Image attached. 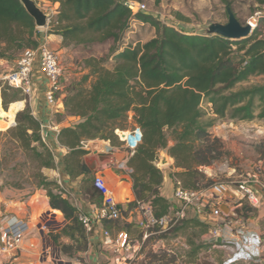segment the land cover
I'll return each instance as SVG.
<instances>
[{
  "label": "trees",
  "instance_id": "trees-1",
  "mask_svg": "<svg viewBox=\"0 0 264 264\" xmlns=\"http://www.w3.org/2000/svg\"><path fill=\"white\" fill-rule=\"evenodd\" d=\"M47 1L59 5L48 34L61 37L64 49L108 41L118 46L114 50L113 70L99 66L96 59L89 60L92 73L64 95V115L79 118L80 122L63 128L58 141L69 151L64 158L67 176L86 178L84 196L101 207L102 196L83 162L90 151L83 149L82 143L101 140L121 148L125 141L118 132L128 130L130 114L143 139L132 151L128 163L133 171L134 194L129 211L148 205L155 219L169 213L172 205L161 193L164 173L157 166L164 151L174 160L175 172L171 174L174 189L199 191L215 185L203 168L223 162L230 152L222 139L211 134L216 121L204 120L202 103L208 100L217 119L234 123L264 121V85L237 90L254 77H264V16L248 38L233 41L221 36L186 34L146 12L133 14L125 5L127 0ZM221 2L230 6L241 24L247 25L238 18L231 0ZM255 2L258 10L251 17L264 8V0ZM225 15L228 18L227 11ZM177 17L183 19L179 14ZM134 20L154 27L157 36L143 45L122 48V39ZM39 37L34 19L20 0H0V60L17 61L25 51L38 48ZM90 76L95 80L87 88ZM21 93L6 85L2 92L5 112L12 103L25 100L20 98ZM10 132L41 169L56 168L54 155L42 139L41 122L34 117L29 104L17 114L16 127ZM38 181V188L47 192L51 209L62 213L67 222L61 233L52 237L54 245L60 246L59 239L65 237L73 242L61 246L65 255L87 251L88 237L78 219V209L64 196L56 181L41 173ZM135 226L134 223L125 226V233L133 242H139L146 233H152L150 239L155 241L185 236L190 249L186 252L187 261L181 264L194 263L208 247L201 237L209 233L210 226L198 219L183 220L164 233L158 227L148 230L137 227V230ZM133 232L137 238L131 237ZM177 261L176 252L172 255L160 252L151 253L148 262L142 264Z\"/></svg>",
  "mask_w": 264,
  "mask_h": 264
},
{
  "label": "crops",
  "instance_id": "crops-1",
  "mask_svg": "<svg viewBox=\"0 0 264 264\" xmlns=\"http://www.w3.org/2000/svg\"><path fill=\"white\" fill-rule=\"evenodd\" d=\"M261 13L264 15V8ZM47 38L50 37L46 36L41 40L46 41ZM40 84H43L42 79L40 80ZM20 102H23L24 107L19 112L25 110L26 106L29 104L34 117L38 121L41 123L52 122V126L58 131L57 133L51 130L45 132L46 145H48L50 149L53 147L56 148L57 152V154L54 153L57 169L51 170L50 173L52 175L46 174V176L49 175L50 180L56 181L60 185L61 189L67 193L65 197L70 198V202L78 211H82L85 214L93 213L98 206L90 202L83 194L86 178L81 176L76 179H71L65 172L64 158L69 151L59 144L58 134L63 128H66V125L64 121L55 120L56 116H64V112L61 111L56 116L51 117L43 96L42 99H38L37 94L36 98L30 103L26 99ZM1 109H3L2 105ZM77 119L80 122V119ZM132 122L133 116L130 114V123ZM261 123H263V125L257 126L254 122L241 123L239 125L230 122L229 125H224V128H216L218 132L216 136L225 138V135L230 133L232 136L243 134L245 137L264 139V121ZM14 125L15 121L13 120V126ZM254 127L257 128L256 132L253 136H250L249 132H254ZM136 129L137 127L133 124V128H129L124 132L125 138L128 137L129 144L125 142L121 148H111L108 145L110 148L108 150L105 149L106 151L104 150L105 152L103 153L100 152V145L103 142H99L98 140L87 142L85 150L90 151V154L86 156L89 160L85 158V165L90 171L91 176H101L114 192L116 200L120 205L122 220L126 224L134 223L142 227L144 218L140 210L136 209L129 211L128 209V204L134 200L133 182L131 179L133 171L128 166L133 153L129 145L135 147L138 144L140 132L137 133V137H131V135L128 134ZM111 149L113 153H109ZM233 149L237 152L236 147H233ZM160 162L161 166H157L163 171L165 177L161 193L163 197L169 200L171 205H173V193L175 189L171 174L175 172L174 160L164 151L161 153ZM245 165L246 164L241 162V166ZM253 166L254 164H251L249 168L252 169ZM218 169V166L207 168L205 173L212 175L213 171ZM227 171V178H237V176L235 177L237 174L235 168H228ZM232 182L233 181L230 183ZM258 190L260 205L257 207L251 206L247 202H239L236 206L223 205L220 207L224 220L231 222L232 227L231 229H225L223 231L221 239L216 244L208 243L209 233L202 236L201 242L208 247L200 252L198 258L194 262L195 264H264V179L261 180ZM207 211L210 213L211 209L208 208ZM53 212L60 213L59 211L51 209L50 200L47 196V192L44 190L38 191L29 198H22L17 193L11 191L0 193V217L4 215H14L28 220L32 226L31 232L21 244L19 250L13 254L0 256V264H57L52 256L54 250L53 246L50 245V243L53 244L50 235L60 234L67 223L66 221L62 222L61 228L57 229L55 232L49 231L48 222L40 224L43 217L51 218V222H54L53 220H56L58 217L52 214ZM190 219L203 221L194 216ZM34 222L38 224L35 226ZM110 223L111 222L96 223L93 232L91 234L86 233L88 237L87 251L76 255L82 259V261L75 260L69 264H111L115 257L114 247L104 244V233L108 231L113 237H116L125 233V231L114 232V230L107 229ZM34 227L36 230H33ZM239 230L243 231L242 234H239ZM69 241L70 240L65 237L59 239V243ZM189 249L190 247L187 243V239L183 235L170 241L159 240L153 246V251L155 253L163 251L174 254V252L178 253L180 251L179 253L182 261H187L186 252Z\"/></svg>",
  "mask_w": 264,
  "mask_h": 264
},
{
  "label": "rangeland",
  "instance_id": "rangeland-1",
  "mask_svg": "<svg viewBox=\"0 0 264 264\" xmlns=\"http://www.w3.org/2000/svg\"><path fill=\"white\" fill-rule=\"evenodd\" d=\"M37 6L41 9V11L49 17L50 21L57 14V10L59 5H54L47 0H33ZM121 3H124L126 0H118ZM140 3H144L147 5V15H152L154 19L159 21L162 24H166L170 27H174L175 29L192 35H207V31L212 24L220 23L227 24L228 18L226 17V5L221 2V0H134ZM233 3V8L238 15V18L242 21V23H246L251 19V16L254 14V11L258 10V5L255 0H231ZM260 10V9H259ZM180 15L183 19L178 18L177 15ZM264 33V25L262 26ZM39 30V40L45 38L46 36L50 37L46 39L49 47L59 52L61 55V62L64 69V75L62 79V89L64 95L67 91L75 84L80 83L81 80L90 75L92 73V69L88 66L87 62L91 59H96L98 61L99 66L104 67L108 70H113L116 64L114 60L115 54L114 50L118 47L113 41H108L103 44H94L90 46H78V47H69L63 48L62 39L59 36L51 35L49 36V25L45 28H38ZM157 36V32L154 27L149 24L142 23L138 20H134L131 23L130 30L126 35H124L122 39V48H126V46L136 47L137 45H143L150 40L154 39ZM61 39V40H60ZM45 41V40H44ZM20 55L18 56V58ZM16 61H4L0 60V193H5L6 191L15 192L22 198H29L35 195L38 191L43 190L38 188V175L41 173L44 176L46 174L52 175L51 170L41 169L39 163L34 160L31 153L26 152L20 146V143L15 139L10 132L13 128L16 127V114L23 109V102L12 103L8 111H4L1 109V105L3 106L2 92L3 89L8 85L3 76L8 74L15 68ZM95 80L94 76H90L89 81L86 84V87L89 88L90 84ZM37 95L38 99H42V85L40 83L37 84ZM264 85V77H254L250 79V81L240 84L237 87V90L244 88H251L254 86ZM26 97L23 93L20 94V98ZM27 100V99H26ZM202 111L204 114L205 121H216L215 126L210 129L211 134L214 137L220 138L225 143L226 149L230 152V156L226 158L223 162L215 165L218 166L219 169L213 171L212 175H206L213 179L215 183H227L230 184L231 181H237L240 179L239 177L245 175L246 172L251 169L249 166L251 164L256 165L258 162L262 161L264 158V139H255V137H245L243 134L232 136V134L228 133L225 135V138H221L216 136L217 130L216 128H224V125H229L230 120L228 119H217V117L213 113L212 105L208 102V100H204L202 103ZM64 114L65 111L63 110ZM57 115V114H56ZM55 115V116H56ZM9 118H8V117ZM133 116V114H132ZM13 119L15 121V125L13 126ZM75 117L64 116H56L55 120L64 121L66 127H73L77 123H79L78 119ZM263 121H254L255 125L260 126L263 125L261 123ZM234 123V122H233ZM244 122H235V125H239ZM253 123V122H250ZM132 124V125H131ZM133 122H129L127 124V129L133 128ZM230 129V128H228ZM254 132H249L250 136L256 132V127L253 128ZM231 130V129H230ZM120 132V131H119ZM236 132V131H234ZM123 139L125 135H122ZM134 137V136H131ZM264 138V136H263ZM99 142H103L100 145V152H105V149L117 148L113 147L109 142L98 140ZM46 144V143H45ZM107 144V145H105ZM118 144V143H117ZM110 147H109V146ZM172 145V143H170ZM48 147V145H47ZM233 147L237 148V152L233 149ZM49 148V147H48ZM119 148V147H118ZM50 149V148H49ZM105 150V151H104ZM52 154H57L56 148L50 149ZM113 150L109 151V153H113ZM238 153V154H237ZM238 155V156H237ZM88 156V155H87ZM161 157V154H160ZM55 158V157H54ZM85 158L83 157V162L86 164ZM86 160H89L86 159ZM56 162V161H55ZM241 162L246 164L245 166H241ZM158 166H161V162L159 161ZM214 167V166H213ZM207 168H203V171L206 172ZM228 168H235L237 170V178H227ZM249 168V170H248ZM57 169L56 168L54 170ZM46 176L49 180L50 177ZM92 179L95 176H89ZM264 177L262 176L261 180ZM45 191V190H44ZM56 217L54 222H51L52 219L48 217H43L40 224H45L48 222L49 231L55 232L57 229L61 228V223L65 221L62 213L53 212ZM47 220V221H45ZM67 223V222H66ZM37 222H34L36 226ZM125 222L122 218L118 221L110 223V230H114V232L125 231ZM137 227H141V225H136ZM136 229H133L137 232ZM143 229V228H142ZM33 230H36L34 227ZM146 230V229H145ZM59 233V232H58ZM61 233V232H60ZM132 238H137V233L133 232ZM58 234H51L52 237ZM144 238V236H143ZM143 238L138 240L142 243V251L140 252V256L134 260L133 264H142L143 261L148 262L149 255L151 253L156 254L153 251V246L159 240H151L150 238L143 242ZM165 239H163L164 241ZM174 240L168 239L167 241ZM53 246L54 252H52V256L57 264H69L75 260L82 261L76 255L80 252H74L72 256L65 255L61 251V246L65 245H73V242H61L60 246H55L54 243H50ZM60 247V248H59ZM61 252V255H60ZM163 252V251H160ZM158 252V253H160ZM180 252V251H179ZM178 254V261L176 264H181V256ZM157 253V254H158ZM165 253V252H164ZM168 255H172L167 253ZM185 263V262H184ZM208 263V262H206ZM193 264V263H192ZM195 264V263H194Z\"/></svg>",
  "mask_w": 264,
  "mask_h": 264
},
{
  "label": "built area",
  "instance_id": "built-area-1",
  "mask_svg": "<svg viewBox=\"0 0 264 264\" xmlns=\"http://www.w3.org/2000/svg\"><path fill=\"white\" fill-rule=\"evenodd\" d=\"M125 5L133 11V14L144 13L148 9L146 4L134 0H127ZM261 16L264 15L258 12L247 21V25L251 27L252 31L256 29ZM63 75L64 69L60 53L52 50L46 41H41L37 49L25 51L16 61L15 68L3 76V79L9 87L20 90L29 103L36 98L37 84L42 79L43 98L50 116L54 117L64 110ZM47 130L58 132L52 126V122L41 123V135L44 142ZM138 132H140V139L135 147L129 145L131 151H134L142 143L143 136L138 128L128 134L137 137ZM122 133L124 134V132H118L121 139H123ZM123 140L128 143V137H124ZM82 147L85 149L87 142H83ZM262 176H264V158L245 175L241 176L239 180L230 184L216 183L208 189L199 191L178 187L173 193L174 203L169 213L163 218L155 219L148 205L139 207L144 218L142 227L146 230L158 227L160 233H164L177 223L194 216L202 219L210 226L207 241L209 244H216L221 239L223 231L232 227L231 222L224 220L220 207L223 205L236 206L239 202H247L254 207L259 206L258 186L261 184ZM94 187L102 196L101 207H96L91 214H85L82 211H79L78 214V219L87 234L93 232L96 223L115 222L122 217L120 205L114 192L101 176H95ZM66 195L67 193L64 192V196ZM208 208L211 209L210 213L207 211ZM31 229L32 226L26 219L14 215L0 217V256L18 251ZM242 232L239 230V234ZM152 235V233H146L143 242ZM104 239L105 245L114 247L115 257L111 264H133L142 251V243L133 242L126 233L113 237L106 231Z\"/></svg>",
  "mask_w": 264,
  "mask_h": 264
},
{
  "label": "water",
  "instance_id": "water-1",
  "mask_svg": "<svg viewBox=\"0 0 264 264\" xmlns=\"http://www.w3.org/2000/svg\"><path fill=\"white\" fill-rule=\"evenodd\" d=\"M28 14L34 19L37 28H45L49 25V17L45 15L33 0H20ZM228 14L227 24H212L207 35L221 36L223 38L238 41L248 38L251 33L249 25H243L235 17L229 5L226 7ZM122 135H124L122 133ZM164 163V162H163Z\"/></svg>",
  "mask_w": 264,
  "mask_h": 264
},
{
  "label": "bare ground",
  "instance_id": "bare-ground-1",
  "mask_svg": "<svg viewBox=\"0 0 264 264\" xmlns=\"http://www.w3.org/2000/svg\"><path fill=\"white\" fill-rule=\"evenodd\" d=\"M129 143V142H128Z\"/></svg>",
  "mask_w": 264,
  "mask_h": 264
}]
</instances>
